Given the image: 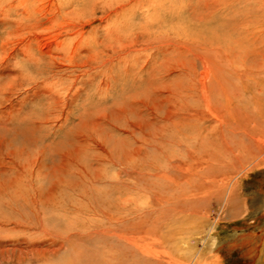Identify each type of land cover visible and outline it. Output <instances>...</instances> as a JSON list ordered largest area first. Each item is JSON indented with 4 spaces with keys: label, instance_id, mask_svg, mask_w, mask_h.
I'll return each mask as SVG.
<instances>
[{
    "label": "rangeland",
    "instance_id": "374dc122",
    "mask_svg": "<svg viewBox=\"0 0 264 264\" xmlns=\"http://www.w3.org/2000/svg\"><path fill=\"white\" fill-rule=\"evenodd\" d=\"M220 57L260 72L264 0H0V264H120L112 231L134 221L158 258L250 264L255 253L213 244L261 231L246 214L264 169L237 177V219L206 188L184 197L176 185L188 144L172 132L191 128L203 60ZM190 123L220 137L210 121ZM152 171L164 175L157 195L127 200Z\"/></svg>",
    "mask_w": 264,
    "mask_h": 264
},
{
    "label": "bare ground",
    "instance_id": "6f19581e",
    "mask_svg": "<svg viewBox=\"0 0 264 264\" xmlns=\"http://www.w3.org/2000/svg\"><path fill=\"white\" fill-rule=\"evenodd\" d=\"M149 17H147V19ZM211 58L213 59V57H211ZM213 61L206 59V60H203V63L201 62L204 66V75H203V80H201L199 82L200 84L198 87V91H199V98H200L201 104L203 106L202 110L200 111V109H199L198 111H200V112L196 111L194 113H188V114L186 113V114H187L188 120L190 122H195L196 124L198 122L205 124L207 121H210L211 124L214 123L215 130L217 131V133H219L218 136H220L219 137L220 139L219 138L216 139L215 136L208 137L207 133H206V135L203 134V127L197 128V126L195 124L190 123V122H188L191 125V128H189V131H188V129L186 130L184 128L183 132L181 133V131H182L181 129H177V128L174 129L175 132H172L173 136L171 138L176 137L178 134H180V139L184 138V140L188 144L187 145V150H188V153H187L188 159L187 160L189 161V164H187V165H189V167H187L185 170V172L187 174L183 173V174H185L184 180L182 179L183 183L182 184H176V185L178 188H180V187L182 188L181 193L184 197H186L187 194L193 195V196H195L196 194L198 195L199 192L197 193V191H199L203 188H206L207 192L210 195L213 194L215 196L220 197V200L222 201L221 203H224L223 208L224 207L226 208L225 209L226 217L237 219L238 216H240V215L242 216V212H243L242 209H244V205H241L242 203H240L238 201V193L239 192H237V188H239V187H238V182L236 181L237 177H239L243 173L244 174L242 176L244 177L249 170L254 171L255 169H258V170L264 169V102H263V100H261L262 97L260 95L262 90H263L262 85H264V74H263L264 73V65H263L264 63L263 64L261 63L263 66L260 65L261 68L258 70L260 72H257V71H255L254 68L252 70L249 67H245V66L241 65V64H243L241 62H240L241 66H238V63L235 64V60H231V59L229 60L228 59V61H227V58H226V60L221 58L220 60H218V63H216L217 61L216 62H213ZM257 63L259 64L260 62L257 61ZM198 65H200V64H198ZM187 72H188V70H187ZM261 72H263L262 73L263 75H261ZM181 83L183 84V82H181ZM255 85H256V87H255ZM253 88L258 89V93L253 92ZM251 105H252V108L249 109V107H251ZM238 107H240V108H238ZM186 131H188V133ZM224 132H226L228 134V137L225 136ZM213 133H214V131H213ZM142 140H143L142 141L143 145H141V146L149 145L148 142L151 141L150 139H148V137L144 138ZM218 140H221L222 142H219ZM179 144H181V143H179ZM141 146L137 145V147L135 146L136 148L134 147L135 149H133V150L130 149L131 152L134 153V155H132L131 158H133V159L134 158L135 159L140 158V155H141L140 152H142ZM190 146H192V147H190ZM129 152H127V153L129 154ZM172 152H174V151H172ZM173 160L171 162H173ZM184 163H185V161H184ZM180 166H182V165H180ZM156 167L157 166L154 163L152 165V168L156 169ZM170 167H172V166H170ZM172 168H174V167H172ZM182 168H184V167H182ZM167 171H168V169H167ZM181 171H183V170H181ZM143 172H146V170H144ZM153 173L154 172L152 171L150 176H149L150 173H148V174L140 173L139 174V176H141V178L143 177V179L140 182L141 187H139V190H138L137 186L130 188V189H126L125 194L128 195V197H129V198H127V200L132 199L134 202H136V200H138V198H131L132 196L130 197V195L134 194L133 192H135V191H136L135 193H137V195H138L139 191H144V192H148V193L153 192L155 195H157L156 194L157 193L156 187L158 186L157 183H159V182H157V180L162 178V176H164V175L160 176L156 173L155 174H153ZM162 174H164V173H162ZM165 174H167V173L165 172ZM186 175H188L187 176L188 178L186 177ZM144 177H146V178H144ZM168 177H169V174H168ZM166 179H169V178H166ZM176 179H177V177H176ZM155 180L157 182L156 183L157 185L155 184ZM172 181L173 180L170 178V182H172ZM184 185H186V187ZM164 187H162V188H164ZM206 189H204V190H206ZM163 192L165 193V191H163ZM176 192L178 193V191H176ZM176 192H174V194H176ZM253 193L254 194L250 197L249 213L246 215L250 216V218H253V219H255V218L258 219L260 217H262V219H264V187L263 188L260 187V189L253 191ZM180 195L177 194L175 197L180 196ZM206 195H205V197H206ZM144 196H146V194ZM198 196H200V195H198ZM172 197H173V195H172ZM207 198L209 199L210 197L207 196ZM207 198H206V200H204L205 202L208 201ZM170 199H172V198H170ZM177 199H179V198H177ZM182 199H183V197H182ZM203 199L204 198H202V200ZM180 200H181V198H180ZM189 202H190V200H189ZM185 205H187V204H185ZM189 205L192 206L191 204H189ZM197 205H198V203H197ZM194 212H196V211H194ZM182 213H184V212H182ZM200 213H201V211H200ZM205 213H203V214H205ZM206 215H204V216H206ZM109 216L110 215H108V217ZM124 217H125V215H124ZM139 218H140V216H139ZM138 224L139 223L137 221H134L133 223L131 222L128 226H126L124 231H123V229L119 230L118 233H114L112 231L113 235H115L116 238H119L120 240L123 239L122 240L123 241V250H122V254H121L122 257L120 260V264H178L177 262H172L170 260L158 258V255L155 254L154 250L146 247L145 244H143V243H145L144 242L145 240L143 241L144 238L143 239L138 238V236L135 237V234H133V232H136L137 230H138V232H141V230L138 229L139 228ZM259 224L260 223H258L255 226V227L261 228V231L258 230L259 232L254 231V232H248V233H237L236 235H234L232 237H225V238H219L215 234V242L213 244L215 249H218L220 247H222V248L228 247L230 249L235 248L238 250H242L243 252H244V250H246V253H251V254L255 253L256 254L255 257H252L251 260L249 261L250 264L251 263L253 264L255 262V260L257 258L256 256H259L257 263L258 264H264V226H260ZM249 229H251V228H249ZM212 230H213V228H212ZM207 235H209V234H207ZM122 241H121V243H122ZM213 245H212V247H213ZM138 253H143V255H145L146 257L143 259H141V258L139 259V258H137ZM35 257H37V256H35ZM109 258H111L110 260H114L116 257L113 255V256H110ZM192 260H193V258H192ZM105 262L110 264V262L106 261V259H105Z\"/></svg>",
    "mask_w": 264,
    "mask_h": 264
}]
</instances>
